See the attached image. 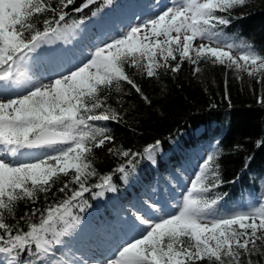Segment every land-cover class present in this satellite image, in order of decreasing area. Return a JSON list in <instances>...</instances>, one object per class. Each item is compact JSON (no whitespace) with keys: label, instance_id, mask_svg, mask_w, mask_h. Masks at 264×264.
<instances>
[{"label":"snow or ice","instance_id":"snow-or-ice-1","mask_svg":"<svg viewBox=\"0 0 264 264\" xmlns=\"http://www.w3.org/2000/svg\"><path fill=\"white\" fill-rule=\"evenodd\" d=\"M249 4L157 0L109 35L104 14L114 0H0V264H260L254 257L264 255V194L223 203L217 188L228 181L219 142L197 162L190 183L183 173L173 180L169 198L133 206L95 239H85L82 224L91 206L86 193L115 191L114 172L127 182L137 158L156 159L160 140L143 151L118 147L107 123L127 121L133 91L152 103L137 76L159 80L185 61L196 75L210 62L264 83V49L228 31L244 14L236 9ZM94 20L101 30L93 43L79 51L57 45ZM102 146L121 159L101 175L95 150Z\"/></svg>","mask_w":264,"mask_h":264},{"label":"trees","instance_id":"trees-1","mask_svg":"<svg viewBox=\"0 0 264 264\" xmlns=\"http://www.w3.org/2000/svg\"><path fill=\"white\" fill-rule=\"evenodd\" d=\"M81 2L74 0L75 6ZM236 12L244 14L235 16L228 31L238 32L254 42L258 49H264V0H250L248 7H239ZM84 14L88 15L89 10ZM194 67L185 61L177 73H162L159 80L137 76L152 103L149 105L133 91L126 95L124 107L128 109L127 121L107 123L118 147L143 151L146 144L160 140L154 161L159 169L165 162L173 165L178 157L185 156L184 150L188 145L199 140L193 136L192 128L184 130L188 135L185 138L175 127L204 123L207 128L204 135H218L223 144L224 153L219 163L222 176L228 183L218 186L217 191L222 195L233 183L232 177L238 173L251 178L250 174L264 168L263 160L257 163L252 157L248 159L255 139L259 138L264 149V103L260 102V97L264 95V83L255 77H248L246 72L237 77L234 69H227L219 63L202 62V72L196 75L193 74ZM213 120L217 122L214 127L211 126ZM165 149L170 150V157L162 155ZM95 156V166L101 175L114 170L121 159L109 154L103 146L95 150ZM161 156L165 159H160ZM137 159L136 169L129 174L127 182L120 179L118 172L113 173L114 180L136 189L137 181L143 182L152 173L149 160ZM98 179L99 176L91 177L90 182L95 185ZM89 193L85 195L91 202ZM25 207L23 203L19 205L20 214ZM254 258L264 264V255Z\"/></svg>","mask_w":264,"mask_h":264},{"label":"rangeland","instance_id":"rangeland-1","mask_svg":"<svg viewBox=\"0 0 264 264\" xmlns=\"http://www.w3.org/2000/svg\"><path fill=\"white\" fill-rule=\"evenodd\" d=\"M156 3H157V0H150V3L149 4L148 3L146 4V6H148L146 8L147 9L146 13L149 12V9H153L154 10V6H155ZM140 9L143 10L144 8H140ZM142 14H143V11L139 12L137 15H134L133 19H131L130 21L125 22L124 24H121V28L125 27L129 23L134 22L135 21V18L137 16H141ZM112 22L113 21H111V20L109 22H107L109 27L112 25ZM97 28H95V30H94V29H91L88 26L87 29H86V31L84 33H82L81 35H77L78 37H82L83 38V40L82 39L80 40V42H81L80 46L81 47L82 46L83 47H87L88 45H90L91 43L94 42L95 36L97 34V30H96ZM113 32H118V31L116 29V31H113ZM108 34L110 35V33H108ZM70 42L73 43V44H75L76 39L75 38H72L68 43H65L64 45H68ZM60 43H64V42L61 41ZM75 50L79 51V48L75 46ZM195 170H198L196 157L192 160V162L190 163V165L187 168L182 169V171L180 172V174H177L176 178L177 179H182L181 178V173H183V172H186L188 175H192L193 176ZM173 180H174V178H173ZM171 185L173 187H176V185H174L173 183ZM176 191L170 190L169 189V186H167V185H165L164 189H161V190H159L155 186L152 189H146L144 191V194L142 195V197L139 198V199H136V201H138L140 203V205H141V202L147 201L148 199H152L153 202H155L158 199L159 200H164L165 198H169ZM162 194H164V196Z\"/></svg>","mask_w":264,"mask_h":264},{"label":"bare ground","instance_id":"bare-ground-1","mask_svg":"<svg viewBox=\"0 0 264 264\" xmlns=\"http://www.w3.org/2000/svg\"><path fill=\"white\" fill-rule=\"evenodd\" d=\"M200 124V123H198ZM197 124V125H198ZM195 126L194 124H190V125H179V126H176L175 129L178 130V131H182V130H187L188 128H192V132L194 131L195 129ZM189 129V130H190ZM259 141V143H258ZM253 158L257 163H259L261 160L264 161V149L261 148L260 146V140L259 138L258 139H255V144H254V147L252 146L250 149H249V153H248V158Z\"/></svg>","mask_w":264,"mask_h":264}]
</instances>
